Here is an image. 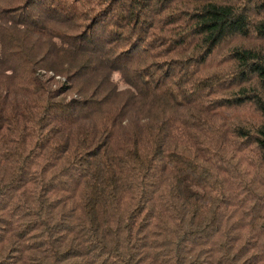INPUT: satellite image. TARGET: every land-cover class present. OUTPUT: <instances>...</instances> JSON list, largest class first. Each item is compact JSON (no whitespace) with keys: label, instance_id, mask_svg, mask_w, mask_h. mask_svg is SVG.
Listing matches in <instances>:
<instances>
[{"label":"trees","instance_id":"trees-1","mask_svg":"<svg viewBox=\"0 0 264 264\" xmlns=\"http://www.w3.org/2000/svg\"><path fill=\"white\" fill-rule=\"evenodd\" d=\"M0 264H264V0H0Z\"/></svg>","mask_w":264,"mask_h":264}]
</instances>
